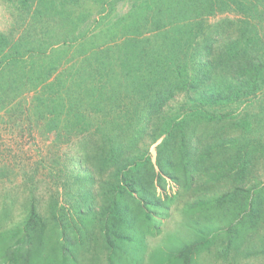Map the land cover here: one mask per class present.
<instances>
[{"label": "trees", "instance_id": "16d2710c", "mask_svg": "<svg viewBox=\"0 0 264 264\" xmlns=\"http://www.w3.org/2000/svg\"><path fill=\"white\" fill-rule=\"evenodd\" d=\"M0 7L23 34L0 32V111L39 90L36 116L80 152L51 161L45 205L37 184L0 194V264H264V0ZM183 197L182 228L150 248Z\"/></svg>", "mask_w": 264, "mask_h": 264}, {"label": "rangeland", "instance_id": "374dc122", "mask_svg": "<svg viewBox=\"0 0 264 264\" xmlns=\"http://www.w3.org/2000/svg\"><path fill=\"white\" fill-rule=\"evenodd\" d=\"M127 8L124 3H120L118 12L123 14V10ZM222 16L227 15L219 14L210 20L214 22ZM229 18H240V16L235 17L233 14H229ZM17 19L5 7H0V32L11 38L13 43L19 41L23 35L21 23ZM15 94L17 93L15 92ZM38 94L41 95L39 90L7 98L6 101H3L4 103L2 102L6 105L0 111V172L6 169V175L0 178V194L9 190L18 204L31 196L32 192L30 191L37 184L38 190L35 194L41 200L42 205H45L52 193H60L58 177L50 171V168L54 166L51 161L57 160L54 162V164L57 163L54 172L65 171L67 167L71 169L70 159L80 155L78 139L74 136L64 137L66 135L64 124L66 123H61L59 128L48 131L50 116L48 114L46 118L36 116L35 97ZM57 133H60L61 137H57ZM256 175L260 180H264V164L257 169ZM30 177H33V187L32 182L28 181L31 179ZM177 190V186H175L174 189H170V193H176ZM187 200V197L178 198L171 208L170 218L164 220L162 224V233L158 237L150 238V248L161 245L170 233L177 232L182 228L180 210ZM177 239L180 240L181 237L178 236ZM262 262V258H250L241 259L238 264ZM201 264L223 263L218 262L215 257H208Z\"/></svg>", "mask_w": 264, "mask_h": 264}]
</instances>
